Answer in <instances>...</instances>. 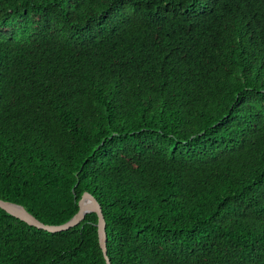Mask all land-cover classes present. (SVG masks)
I'll use <instances>...</instances> for the list:
<instances>
[{
  "label": "trees",
  "instance_id": "1",
  "mask_svg": "<svg viewBox=\"0 0 264 264\" xmlns=\"http://www.w3.org/2000/svg\"><path fill=\"white\" fill-rule=\"evenodd\" d=\"M99 204L110 264H264V0H0V200ZM0 209V264H106Z\"/></svg>",
  "mask_w": 264,
  "mask_h": 264
},
{
  "label": "water",
  "instance_id": "2",
  "mask_svg": "<svg viewBox=\"0 0 264 264\" xmlns=\"http://www.w3.org/2000/svg\"><path fill=\"white\" fill-rule=\"evenodd\" d=\"M0 209L5 211L10 216L20 220L21 222L27 224L28 226L43 230L49 233H61L68 231L76 226H78L84 217L89 213H95L97 216V236L98 243L102 250L106 264L109 263L107 257V248H106V232H105V220L101 211L99 204L95 199L89 195L84 194L78 201V211L77 213L66 223L61 225H46L38 221L34 216L28 213L24 208L16 204H12L3 200H0Z\"/></svg>",
  "mask_w": 264,
  "mask_h": 264
}]
</instances>
